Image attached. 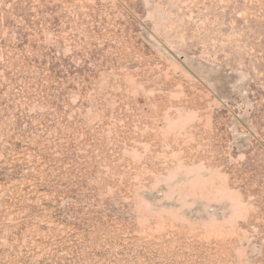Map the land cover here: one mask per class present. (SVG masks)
I'll list each match as a JSON object with an SVG mask.
<instances>
[{
	"label": "rangeland",
	"instance_id": "374dc122",
	"mask_svg": "<svg viewBox=\"0 0 264 264\" xmlns=\"http://www.w3.org/2000/svg\"><path fill=\"white\" fill-rule=\"evenodd\" d=\"M0 264H264V0H0Z\"/></svg>",
	"mask_w": 264,
	"mask_h": 264
}]
</instances>
